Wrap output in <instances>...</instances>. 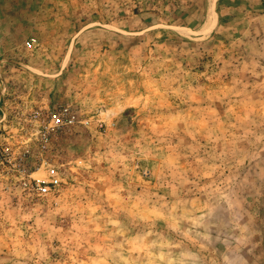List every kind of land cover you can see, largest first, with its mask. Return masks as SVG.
<instances>
[{"label": "rangeland", "instance_id": "obj_1", "mask_svg": "<svg viewBox=\"0 0 264 264\" xmlns=\"http://www.w3.org/2000/svg\"><path fill=\"white\" fill-rule=\"evenodd\" d=\"M0 264H264V0H0Z\"/></svg>", "mask_w": 264, "mask_h": 264}, {"label": "built area", "instance_id": "obj_2", "mask_svg": "<svg viewBox=\"0 0 264 264\" xmlns=\"http://www.w3.org/2000/svg\"><path fill=\"white\" fill-rule=\"evenodd\" d=\"M51 122L53 125L50 128H47L46 133L50 130L53 131L56 127H60L62 125L70 126L76 122V118L74 114H72L67 107L60 109V112L54 113L51 117ZM44 134V139H48V134ZM45 143L47 141H44ZM44 166L45 170V178H33L29 182L25 183L29 189L34 192L36 195L41 197L52 196L57 188L61 184L60 174L58 172V168L55 164L51 162L41 164V167ZM40 168V167H39Z\"/></svg>", "mask_w": 264, "mask_h": 264}]
</instances>
